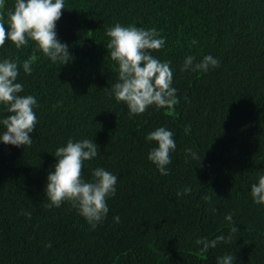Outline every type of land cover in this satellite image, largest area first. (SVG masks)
Instances as JSON below:
<instances>
[{"label": "trees", "instance_id": "1", "mask_svg": "<svg viewBox=\"0 0 264 264\" xmlns=\"http://www.w3.org/2000/svg\"><path fill=\"white\" fill-rule=\"evenodd\" d=\"M65 5L57 34L70 45L71 63L52 62L33 41L20 49L10 40L0 47V58H18L21 65L32 59V73L21 67L18 79L22 94L39 103L32 144L0 143V264H215L224 254H233L235 264H264V205L251 196V185L264 174V0ZM117 22L155 27L166 37L164 48L151 51L172 61L180 97L173 108L153 106L130 116L109 94L117 63L92 56L90 48L95 39L101 48L107 44L106 30ZM206 54L220 66L181 71L187 55L199 60ZM158 126L176 134L168 175L148 159L155 141L146 136ZM69 138H93L99 146L101 154L83 169L86 178L98 165L118 175L107 218L94 229L70 202L46 207V178L57 161L52 153ZM186 186L191 192L177 196ZM228 213L237 231L202 253L196 238L229 235Z\"/></svg>", "mask_w": 264, "mask_h": 264}, {"label": "clouds", "instance_id": "2", "mask_svg": "<svg viewBox=\"0 0 264 264\" xmlns=\"http://www.w3.org/2000/svg\"><path fill=\"white\" fill-rule=\"evenodd\" d=\"M65 8V0H14L12 7L7 6V0H0V47L10 40L20 49L33 41L35 47L52 62L60 65L71 63L74 55L70 45L62 42L57 34V21ZM106 35L108 41L102 48L97 39L94 40L91 55L109 65L111 59L117 63L118 78L111 85L109 94L126 105L130 116L143 114L153 106L171 109L179 103V89L173 83L172 61L162 60L151 51L164 48L166 37L160 35L155 27L126 26L119 22L109 26ZM32 63V59L23 60L21 65L18 58H0V109L7 113L0 116V143L25 147L33 142L30 134L38 124L36 109L39 103L33 94H22L24 84L18 79L21 67L25 74L32 73ZM220 63V59L212 54H206L199 60L195 55H187L181 71L207 73L219 67ZM184 130L190 133L191 126H185ZM175 135L167 126H158L146 136L149 142L155 141V146L148 152V159L161 175L171 172L168 166L177 150ZM185 152L193 159L199 158L198 152L192 148H186ZM52 154L57 161L46 178V207L59 208L64 202H70L79 215L93 229L96 228L110 211L108 200L116 195L118 175L98 165L91 168L90 177H85L83 169L86 162L101 154L93 138H69ZM189 192L191 187L186 186L177 192V196ZM251 196L256 204L264 205V174L251 185ZM26 215L30 217L32 213L27 212ZM113 219L120 221L118 215ZM225 220L232 222L229 235L221 233L213 239L207 236L196 238L195 243L201 246L199 250L202 253L215 248L219 242L231 240V233L237 231L232 213L226 214ZM215 264H235V257L233 254L217 256Z\"/></svg>", "mask_w": 264, "mask_h": 264}, {"label": "bare ground", "instance_id": "3", "mask_svg": "<svg viewBox=\"0 0 264 264\" xmlns=\"http://www.w3.org/2000/svg\"><path fill=\"white\" fill-rule=\"evenodd\" d=\"M42 152V151H41Z\"/></svg>", "mask_w": 264, "mask_h": 264}]
</instances>
